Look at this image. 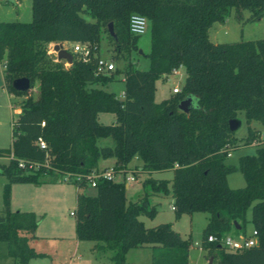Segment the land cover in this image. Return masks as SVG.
<instances>
[{
	"label": "trees",
	"instance_id": "obj_1",
	"mask_svg": "<svg viewBox=\"0 0 264 264\" xmlns=\"http://www.w3.org/2000/svg\"><path fill=\"white\" fill-rule=\"evenodd\" d=\"M232 9L237 20L256 22L264 17V0H33L32 21H0L4 87L12 98L26 97L12 121L11 146L0 148V159H9L0 162V174L7 178L0 241L8 244L9 256L21 264L46 256L30 245L38 227L36 214L11 209L13 184L82 175L81 181L73 182L86 188L85 176L99 160L114 158L119 169L137 157L143 172L173 170V179L147 178L144 196L130 203L125 181L101 178L96 195L80 191L75 211L79 240L113 250L115 264H127V252L142 246L152 248L151 264H190L191 237L183 238L172 223L146 227L140 219L157 214L151 194H171L176 218L209 214L202 246L220 264H264V141L255 155L239 159L244 187L229 186L227 176L237 168L226 163V146L237 145L230 121L238 112L264 125V39L214 43L210 28L225 21ZM244 11L250 12L246 18ZM133 14L148 18L150 65L145 70L132 63L126 66L123 98L98 87L114 80L118 69L97 74L94 55L84 61L73 53L69 66L62 64L65 60L47 65V44L99 46L102 33L109 34L110 22L116 33V38L109 34L113 59L120 61L125 51L137 49L139 35L129 28ZM181 66L187 72L181 90L156 102V81ZM21 77L30 79V89L38 85L36 98L28 95L30 89L14 87ZM188 96L195 98L196 106L184 112L178 105ZM102 112L113 113L115 123L99 122ZM259 133L250 128L246 142L253 143ZM39 138L47 149L40 147ZM101 138L114 143L101 145ZM249 223L258 233L254 246L234 252L208 240L211 234L232 232L246 237Z\"/></svg>",
	"mask_w": 264,
	"mask_h": 264
},
{
	"label": "rangeland",
	"instance_id": "obj_2",
	"mask_svg": "<svg viewBox=\"0 0 264 264\" xmlns=\"http://www.w3.org/2000/svg\"><path fill=\"white\" fill-rule=\"evenodd\" d=\"M250 15L249 11H244V18ZM229 22L226 28L219 32H214V28H210L209 35L211 40L219 43L235 42L240 40H257L264 39V17L256 22H247L237 20L234 16V10L227 16ZM226 18V19H227ZM33 19V0H0V21L13 22H30ZM224 22V21H223ZM216 25H219L217 22ZM47 44L50 63L53 65L55 61L60 60L57 52L54 50V44ZM137 49L125 51L120 61L113 59L114 44L107 32H103L99 42L100 56L112 59L116 64V76L114 80L104 85H98L108 92L115 93L119 98H123L125 82L124 70L129 63L134 67L145 70L149 68L150 61L147 54L151 52L152 41L151 31L138 36ZM66 48L73 51V43H67ZM64 66L70 64L65 60L62 61ZM187 74L185 66L177 69L173 75L163 76L156 81L155 101L162 102L173 94V88L183 87L185 75ZM38 85L29 90L28 95L36 98L38 96ZM24 96L16 98L10 97L4 87L3 73L0 70V148H9L12 144V121L17 116L15 109L21 107ZM196 104L194 105V107ZM239 126L234 132L237 138V145L231 150V155L226 159V163L235 166L237 169L228 174V184L232 188L244 187L246 184L243 172L239 168V159L244 155H255L257 147L264 141V125L258 120L247 121L244 111L238 112ZM99 122L103 124L115 123V116L111 112H102L98 117ZM259 130V138L253 143H247L246 138L249 129ZM111 138L100 141L102 145L111 144ZM8 158L0 159V162H7ZM103 160V159H102ZM100 163V161H99ZM101 164V163H100ZM101 166V165H100ZM142 162L137 157L129 163L126 168H117L116 165L106 168H95L106 170L113 167L114 171H118L115 175V181H125L127 187V203L138 200L144 196V181L149 178L168 179L174 177L173 170L143 172L141 170ZM126 169L133 176L135 181L127 180L128 174L119 173L120 170ZM129 173V174H130ZM71 181L63 178V180L53 181V177H47L45 182L40 184L34 183H15L11 189V207L16 211H34L38 220V227L35 231V237L30 238V245L36 251L46 254L45 257H37L31 259L29 264H115L111 259L113 250L102 251L95 246L96 241L79 240L76 235V217L71 213L76 211L77 194L83 191L87 195H96L97 188L87 186L80 188L73 179ZM7 182V178L0 174V204L3 201V187ZM171 186V185H170ZM152 206H156L157 214L150 218L141 215L140 219L146 227H154L161 223H172L173 228L178 231L183 238L191 237L192 245L189 250L190 264H208L212 255L208 249L202 246L203 231L209 220L207 212H195L192 215L183 214L180 218H176L175 210L171 207L173 204L172 196L154 193L150 195ZM251 209L248 211L250 216ZM253 226L247 224L246 231L250 234ZM21 234H26L22 232ZM233 236L241 237L243 233L232 232ZM247 236V235H246ZM152 248L150 246H142L130 249L126 254L127 264H151ZM0 264H21L8 254V244L0 241ZM213 264H220L218 258Z\"/></svg>",
	"mask_w": 264,
	"mask_h": 264
},
{
	"label": "built area",
	"instance_id": "obj_3",
	"mask_svg": "<svg viewBox=\"0 0 264 264\" xmlns=\"http://www.w3.org/2000/svg\"><path fill=\"white\" fill-rule=\"evenodd\" d=\"M129 28L132 34L134 35H142L146 33L149 29V21L148 18L144 15L141 14H133L130 17V22H129ZM72 53L79 54L80 58L84 61H87L91 58V56H95L97 59V69L96 73L97 74H111L112 72L116 71V64L115 61L112 59H107L99 54V46L98 45H92L89 42L83 43V42H74L73 43V51ZM181 90L178 86H175L173 88V92L177 93ZM44 124V122L42 123ZM39 145L42 149H47V144L46 142L42 139L39 138ZM233 147L228 144L226 146V150L228 151V155H231V150ZM23 166V163H20ZM32 166V165H31ZM125 175L128 174L126 177L128 182L129 181H135L136 177L133 176L129 171L126 172V169L120 170L119 173H124ZM118 173V171H114L113 167H110L109 169L106 170H97L93 169L88 175L85 176L87 179V185L96 187L98 180L101 178H106L110 180H115V175ZM130 173V174H129ZM67 180H70L69 176L65 177ZM73 180L76 181H81L83 179L82 175H76L72 177ZM174 209V205L172 206ZM72 215H75V212L71 213ZM257 230L253 229L251 233L244 237H235L231 234L218 237L214 234L209 235L208 240L209 241H215L220 243L224 248H226L229 251H239L244 248L254 246L257 244Z\"/></svg>",
	"mask_w": 264,
	"mask_h": 264
},
{
	"label": "water",
	"instance_id": "obj_4",
	"mask_svg": "<svg viewBox=\"0 0 264 264\" xmlns=\"http://www.w3.org/2000/svg\"><path fill=\"white\" fill-rule=\"evenodd\" d=\"M109 34L114 38H116L113 22L109 23ZM54 50L57 52L58 59L66 60L69 64L73 62L74 54L71 51H69L62 42L56 43L54 45ZM13 85L17 90L26 91L30 89L31 81L27 77H21L16 79ZM194 102H195V98L193 96H188L179 103L178 107L180 110L184 112H189L190 109L194 107ZM239 124L240 122L238 121V118L232 119L230 121V129L232 131H235L236 128L239 126ZM234 223L237 225L238 228L240 227L236 221ZM213 261H214V257L211 256L208 264H213Z\"/></svg>",
	"mask_w": 264,
	"mask_h": 264
},
{
	"label": "crops",
	"instance_id": "obj_5",
	"mask_svg": "<svg viewBox=\"0 0 264 264\" xmlns=\"http://www.w3.org/2000/svg\"><path fill=\"white\" fill-rule=\"evenodd\" d=\"M229 22V18H227V19H225V21L224 22H217L219 25H216L215 23L212 25V27L211 28H214V32L216 31V33L217 32H219L221 29H224V28H226V24ZM211 39V38H210ZM63 44H64V46L65 47H67L66 46V44L68 43V42H62ZM214 43H219V42H217V41H214ZM55 45V44H54ZM177 71V70H176ZM176 71L173 73V74H175L176 73ZM1 72L3 73V69H1ZM173 74H171V75H173ZM170 76V75H169ZM185 77H186V75H185ZM4 78V77H3ZM8 93V92H7ZM173 94H174V92H173ZM22 111V108L21 107H17L16 109H15V112L18 114V113H20ZM106 139H108V138H101V139H99L98 140V143L102 140V141H105ZM111 141H113V140H111ZM113 143L114 142H112L111 144H108V145H113ZM100 144V143H99ZM102 145V144H101ZM100 161V163H98V167L97 168H106V167H109V166H114L115 165V159L114 158H108V159H101V160H99ZM101 165V166H100ZM170 185H171V183H170ZM129 185H128V183H126V188L128 187ZM80 192V191H79ZM171 195V194H170ZM76 204H77V202H76ZM173 206V204L171 205V207ZM2 207V204H0V208ZM77 207V206H76ZM11 209H12V207H11ZM13 210V209H12ZM13 211H16V210H13ZM23 211H28V210H23ZM32 212H34V211H32ZM75 212V211H74ZM75 216V215H74ZM232 234V233H231ZM95 246L97 247V242H96V244H95ZM102 251H104V250H111V249H101ZM39 252V251H38ZM113 255V254H112ZM111 255V256H112ZM110 256V257H111ZM216 258H214V260H215ZM219 260V259H218Z\"/></svg>",
	"mask_w": 264,
	"mask_h": 264
}]
</instances>
